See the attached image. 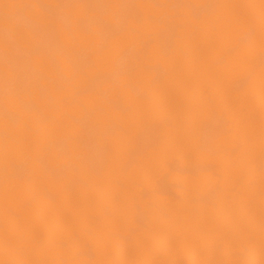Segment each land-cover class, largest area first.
Returning <instances> with one entry per match:
<instances>
[{"label": "bare ground", "instance_id": "6f19581e", "mask_svg": "<svg viewBox=\"0 0 264 264\" xmlns=\"http://www.w3.org/2000/svg\"><path fill=\"white\" fill-rule=\"evenodd\" d=\"M0 264H264V0H0Z\"/></svg>", "mask_w": 264, "mask_h": 264}]
</instances>
